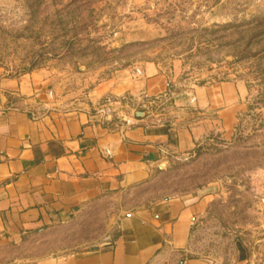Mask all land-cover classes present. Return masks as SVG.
I'll list each match as a JSON object with an SVG mask.
<instances>
[{
  "label": "rangeland",
  "instance_id": "1",
  "mask_svg": "<svg viewBox=\"0 0 264 264\" xmlns=\"http://www.w3.org/2000/svg\"><path fill=\"white\" fill-rule=\"evenodd\" d=\"M146 61L177 89L245 87L230 139L172 158L132 195L148 203L213 186L186 256L235 264L236 244L252 243L264 218V0H0V68L41 76L53 107H82L99 79ZM171 106L166 99L150 112ZM127 202L91 204L26 241L15 257L92 248L115 233Z\"/></svg>",
  "mask_w": 264,
  "mask_h": 264
},
{
  "label": "crops",
  "instance_id": "2",
  "mask_svg": "<svg viewBox=\"0 0 264 264\" xmlns=\"http://www.w3.org/2000/svg\"><path fill=\"white\" fill-rule=\"evenodd\" d=\"M48 93L38 74L9 76L0 68V264H214L186 256L191 226L213 186L148 203L132 195L172 158L230 139L245 87L177 89L146 61L99 79L82 107H53ZM163 96L171 110L139 111ZM115 197L129 202L115 233L100 244L62 256L15 257L42 232ZM261 226L252 243L236 244L235 264H264V218Z\"/></svg>",
  "mask_w": 264,
  "mask_h": 264
},
{
  "label": "trees",
  "instance_id": "3",
  "mask_svg": "<svg viewBox=\"0 0 264 264\" xmlns=\"http://www.w3.org/2000/svg\"><path fill=\"white\" fill-rule=\"evenodd\" d=\"M163 100H164L163 97H157V98H155V99H152V104L150 105L149 109H145V108L141 107V108L139 109V111H141L142 109H143V110H148V111H156V106H158V104L162 103ZM200 148H202V147H198V148H197V151H198ZM187 257H191V256H187Z\"/></svg>",
  "mask_w": 264,
  "mask_h": 264
},
{
  "label": "built area",
  "instance_id": "4",
  "mask_svg": "<svg viewBox=\"0 0 264 264\" xmlns=\"http://www.w3.org/2000/svg\"><path fill=\"white\" fill-rule=\"evenodd\" d=\"M132 74L133 75H137L138 74V70L137 69H132ZM166 96H163V102L166 100V98H165ZM187 102L189 103V104H191L192 103V98L190 97V96H188V98H187ZM107 103H109V100L107 101ZM152 104V103H151ZM150 104V105H151ZM150 105H144L143 106V108H145V109H149V107H150ZM101 112H103V114L105 115V116H107L108 114H109V110H107V109H105V110H101Z\"/></svg>",
  "mask_w": 264,
  "mask_h": 264
},
{
  "label": "water",
  "instance_id": "5",
  "mask_svg": "<svg viewBox=\"0 0 264 264\" xmlns=\"http://www.w3.org/2000/svg\"><path fill=\"white\" fill-rule=\"evenodd\" d=\"M137 114H140V112H138Z\"/></svg>",
  "mask_w": 264,
  "mask_h": 264
}]
</instances>
